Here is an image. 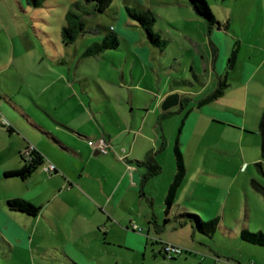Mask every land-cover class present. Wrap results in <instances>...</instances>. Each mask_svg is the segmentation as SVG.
Masks as SVG:
<instances>
[{
    "label": "crops",
    "instance_id": "0c3cea01",
    "mask_svg": "<svg viewBox=\"0 0 264 264\" xmlns=\"http://www.w3.org/2000/svg\"><path fill=\"white\" fill-rule=\"evenodd\" d=\"M173 1L181 3V8L175 14L177 22H170L173 29H168L167 35L162 33L166 47L161 50L147 43L165 56L176 47L169 61L173 66L182 63V68L171 70L157 89L149 84L143 88V79L134 74L129 80L125 69L120 79L129 89L114 93L105 90L99 77L78 71L74 77L68 76L66 84L64 75H60L56 82L64 85L46 96L51 104L40 105L42 102L30 93L45 115L17 100L16 92L5 89L0 80L1 243H35L38 256L51 259V264H121V256L112 246L124 235L125 243L134 237L135 247L144 249L145 254L150 249L156 253L155 243H162L158 253L164 258L163 243L183 248L170 261L150 264H264V249L254 247L242 253L229 251L233 255L223 261L205 239L203 243L196 242L199 231L193 219L182 215L187 213L188 199L205 197L217 203V178L229 171L226 164L233 168L231 177L238 178L262 160L260 120L264 95L252 83H264L262 68L252 60L241 59L243 43L238 32L228 26L218 27L226 31L220 44L218 33L213 35L214 27H209L189 0ZM133 2L148 8L140 0ZM130 41L131 47L143 42ZM235 46L237 58L230 65ZM186 50L192 51V58L182 60L180 51ZM130 53L144 65L141 53L135 48ZM181 69L189 77L181 74ZM92 78L98 90L92 88ZM179 79L182 80L178 82ZM223 79L228 82L225 92L199 105V100L212 94ZM180 82L191 87L179 86ZM173 92L180 94V102L189 100L190 112L179 136L186 174L173 204L168 205V190L177 171L174 145L180 127V118H169L174 113H180L182 118L187 110L180 102L175 108L162 109V102ZM206 133L213 137L204 138ZM101 138L109 144L107 153L91 145ZM29 145H34L44 163L53 162L58 170L49 173L43 163L26 178L7 176V171L25 164L24 152ZM122 155L126 158L121 159ZM149 158L160 167L155 174H149L145 164ZM250 177L251 181L257 179L253 172ZM17 198L39 207L38 214L10 208L8 200ZM156 207L160 212L156 213ZM215 218L219 219V230L226 235L233 233L225 216ZM188 224L192 233L184 230ZM199 233L210 238L215 235Z\"/></svg>",
    "mask_w": 264,
    "mask_h": 264
},
{
    "label": "rangeland",
    "instance_id": "374dc122",
    "mask_svg": "<svg viewBox=\"0 0 264 264\" xmlns=\"http://www.w3.org/2000/svg\"><path fill=\"white\" fill-rule=\"evenodd\" d=\"M81 1L44 0L40 6H34L29 0H0V80L5 89L16 92L17 100L45 114L40 105L48 104V102L51 104V99L47 100L46 96H50L52 91L59 89L64 83L67 84L68 76L74 77L78 71L95 78L99 77L100 84L105 90L114 93L129 89L124 81L121 83L120 75L124 69L129 80L134 74L138 79H143L141 83L143 88L149 84L157 89L167 80L171 70L182 68V63H175L173 66V61H169L170 53L177 52L175 45L171 46L175 48L169 50L167 56L157 48H152L147 43L144 29L128 12V8L138 11H153L156 16L153 24L154 31L161 35L164 32L167 35V30L173 29V26L170 25L171 20L177 22L175 14L179 12L181 3H175L173 0H140L142 5L148 6L146 8L135 4L133 0H113L105 12L86 15L87 32L76 43L66 45L62 40V28L67 22L66 14L70 9L75 8L76 3ZM208 2L222 24V28L228 26L242 36L241 59L255 62L259 68H262L261 76H263L264 0H208ZM184 10L186 12V9ZM248 16L249 19H247ZM111 26L116 28L115 32L119 31L124 34V36L118 34L119 47L105 50L98 56H84L83 52L86 47L92 42L102 40ZM213 31V35L218 33V40L222 44L226 31L217 26H214ZM135 39L137 41L142 39L144 44L136 42L134 43L136 47H131L130 40ZM200 42L202 43V40ZM131 48H135L142 54L145 58L144 65L135 61V56L130 53ZM180 54L182 60L192 58L190 50L180 51ZM228 60L229 57L226 58V61ZM180 73L184 74L186 78L189 77L182 69ZM60 75H64V83L56 82L57 76ZM92 80V88L98 90L94 78ZM181 80L179 79L178 82ZM76 83L77 86H80L79 81ZM252 83L260 88L264 95V83L259 81ZM178 85L186 88L191 87V84L187 82H180ZM30 93L42 103L35 104ZM2 105L3 102L0 100V108ZM173 110L175 111V109ZM180 115V113H174L169 119L180 118L181 124L183 117L181 118L182 115ZM219 133L218 130L217 134L219 135ZM210 136L209 133H206L203 137ZM225 168L229 171L224 176L217 178L218 189L215 195L219 200L216 204L207 201L205 197H194L187 200V212L198 214L204 221L225 216L227 227L233 233L226 235L219 230V227L212 238L196 232V242L200 244L205 239L207 246L216 250L223 261H227L233 253H242L252 247L264 249L263 246L249 244L240 236L241 229L245 226L253 232L264 231V195L252 187L250 173L253 172L263 184L264 175L252 165L253 170L251 169L249 173H241L238 178H232L233 168L231 165L226 164ZM248 205H250L249 208ZM159 210V207H156V213L160 212ZM250 211L251 217H249ZM174 214H178L177 209L174 210ZM175 215L172 216L173 219H175ZM160 216L163 218L164 214ZM185 227L184 230H189L192 233L189 224ZM124 241L123 235L119 239V243L112 246L121 256V264H150L163 259L168 261L171 259L169 256L164 258L162 254L158 253L159 245L162 246V243L158 245L155 243L156 253H153L149 247L150 250L145 254L144 249L135 247L136 239L134 237H130L128 243ZM35 246V243L31 246L17 241L12 245L0 242V264H51V259L38 256L34 250ZM203 248L207 249L208 247L203 245ZM229 251L233 253L230 254ZM164 255L166 254L164 253Z\"/></svg>",
    "mask_w": 264,
    "mask_h": 264
},
{
    "label": "trees",
    "instance_id": "16d2710c",
    "mask_svg": "<svg viewBox=\"0 0 264 264\" xmlns=\"http://www.w3.org/2000/svg\"><path fill=\"white\" fill-rule=\"evenodd\" d=\"M30 3L34 6H40L44 0H29ZM193 5L196 12L206 19L210 28L214 26L222 27V24L217 19L212 7L210 6L208 0H189ZM113 0H82L79 3H76L75 8L70 9L66 14V24L62 28V40L66 45H70L75 43L78 38L87 32L86 30V15L100 14L105 12L112 4ZM128 12L132 18H134L138 24L144 29L145 34L147 36V41L154 47H157L163 50L167 45V40L162 37V35L156 31H154L153 24L156 20V16L151 10H143L138 11L135 9L128 8ZM120 45V40L118 37V33L114 31L112 27L109 28V32L105 34L102 40L93 42L90 44L84 51V56H97L108 49H116ZM238 49L235 46L230 56V65H233L237 58ZM228 86V82L226 80H220L218 87L215 91L209 96L200 99L198 104L203 105L212 100L219 98L224 92L226 87ZM188 99L181 100L182 109L187 108ZM190 112L189 107L187 108L179 130L178 136L174 145V153L176 157V165L177 171L175 177L169 187L167 194V203L168 205H172L178 189L180 188L183 179L186 174V167L184 163L183 154L181 152L179 146V136L181 134L183 125L185 120ZM260 136H261V161L255 163L258 171L260 173H264V110L260 120ZM25 159V158H24ZM44 163V158L40 155L39 152L34 153V158L32 161H28L25 159V164L15 170H9L5 174L10 177H22L26 178L29 176L34 170H36L40 165ZM145 164L148 167L149 174H155L159 171L160 167L158 163H156L152 158H149L145 161ZM252 186L255 190L262 193L264 195V185L261 184L257 179H252ZM8 206L12 209L23 211L30 215H37L39 212V207L34 205L33 203L17 198L8 200ZM185 217L191 216L193 219L194 227L199 232L206 234L208 236L213 235L219 224V219L214 218L208 221H204L201 216L195 213L187 212L182 214ZM240 236L243 240L248 241L253 244L264 245V232H253L248 230L247 228H243L241 230ZM173 258V257H172Z\"/></svg>",
    "mask_w": 264,
    "mask_h": 264
},
{
    "label": "built area",
    "instance_id": "2783aa9c",
    "mask_svg": "<svg viewBox=\"0 0 264 264\" xmlns=\"http://www.w3.org/2000/svg\"><path fill=\"white\" fill-rule=\"evenodd\" d=\"M92 147L98 149V151L102 152V153H107L108 152V142L104 139L101 138L97 141L91 142ZM36 152V149L34 147V145H29L25 152H24V158L28 161H32V159L34 158V153ZM126 156L122 155L121 159H125ZM44 170L52 173L58 170L57 166L55 163L53 162H46L44 163ZM163 252L166 254V256H169L170 258H172L174 255H178L181 252H183V248L179 245H175L173 243H169V242H165L163 243V248H162Z\"/></svg>",
    "mask_w": 264,
    "mask_h": 264
},
{
    "label": "water",
    "instance_id": "95a60500",
    "mask_svg": "<svg viewBox=\"0 0 264 264\" xmlns=\"http://www.w3.org/2000/svg\"><path fill=\"white\" fill-rule=\"evenodd\" d=\"M180 102V94L177 92H173L169 94L164 101L162 102V109L169 110L175 106H177Z\"/></svg>",
    "mask_w": 264,
    "mask_h": 264
}]
</instances>
